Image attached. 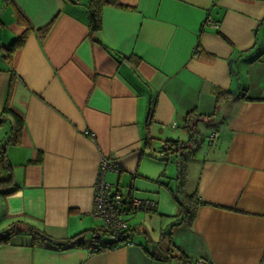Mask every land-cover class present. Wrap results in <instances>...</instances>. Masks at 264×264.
Wrapping results in <instances>:
<instances>
[{"label":"crops","instance_id":"crops-1","mask_svg":"<svg viewBox=\"0 0 264 264\" xmlns=\"http://www.w3.org/2000/svg\"><path fill=\"white\" fill-rule=\"evenodd\" d=\"M89 1H0V113L6 103L23 119L6 149L13 186L0 189V233L12 236L0 264H183L180 252L191 263L264 264V0H111L122 7L105 5L92 33ZM206 18L218 29L203 28ZM219 90L228 94L217 102ZM12 123L2 116L0 140ZM170 140L194 149L157 157ZM101 157L120 169L105 174L112 190L155 207L127 217L132 245L93 252ZM181 164L184 192L205 204L171 228Z\"/></svg>","mask_w":264,"mask_h":264},{"label":"trees","instance_id":"trees-1","mask_svg":"<svg viewBox=\"0 0 264 264\" xmlns=\"http://www.w3.org/2000/svg\"><path fill=\"white\" fill-rule=\"evenodd\" d=\"M10 1V0H9ZM105 5H119L118 3L111 1V0H90L89 4L87 6V12H88V19H89V29L92 32H95L97 30L100 29L101 27V12H102V8ZM122 7V6H121ZM204 22V21H203ZM50 24L47 25L44 29L39 30V36L40 38L44 37V35L47 33V31L49 30ZM202 27L204 28V25L202 23ZM201 27V28H202ZM26 38V32L18 35L12 42L11 44L5 49L7 56L9 57L15 50H17L19 47H21L25 41ZM121 58H125L123 56H121ZM228 94L227 91H217V102L221 99L224 98L225 95ZM151 105L149 106L148 109V120L151 118L152 116V111H153V101L150 102ZM9 114L10 116H12L13 118V123H12V127H11V132L12 135L11 136H7L4 139L0 140V168L2 171V176L0 177V189H12L11 187L13 186V177H12V166L10 165L8 159H7V155H6V149L9 145L11 144H17V142L19 141L18 138L21 135L22 132V127H23V119L21 117H19L18 115L14 114L8 107V105L5 103V105L3 106V109L0 113V125L2 124V116ZM197 116L194 114V111H189L185 118H184V128H186V130L188 131L189 134H192L195 130V126H196V122H191V116ZM145 140L147 142H149L150 138L146 137ZM166 147H164L163 149L166 151L165 156L162 157L164 159L167 158L168 155H172L175 152H180L181 150H193V146L188 145L185 146L182 143H179L178 141H174V140H170L168 141V143H165ZM41 155L39 154L36 162H41ZM116 165V164H115ZM117 166V165H116ZM180 169H179V180H180V187H181V198L177 199V203H178V207H179V212L177 213V215H175L172 219V223L170 224L171 228H174L176 226H180L183 224H191V222L193 221V219L195 218L197 209L199 206L205 204L203 201H201L198 198V195L196 192L188 194L184 192V183L186 180V171L183 168L182 164L180 165ZM117 168L119 169V167L117 166ZM120 172V169H119ZM131 188V187H130ZM118 190H120L117 187ZM132 189V188H131ZM129 189V191L127 192H121L124 193L125 198L121 203L122 205L126 208L125 210L128 211L130 210L131 206H130V200L128 201V198L134 197L132 190ZM9 190V191H10ZM136 210L132 211V213H128L127 217L132 215L133 213H135ZM127 221V218H126ZM128 224V223H127ZM29 231L31 232V234H33L34 239H43V237L47 236L43 231H38L35 230L34 228H29ZM93 235H97L100 239V241L102 242L101 245H95L92 246V241H91V251L93 252H99L102 250V248L105 249H112L114 248L113 246L117 247L120 244L124 245V242H128V243H132L129 240L130 237V233H129V226L128 229L126 231L123 232V234L125 235L124 238L119 239L120 242H118L117 240H112L111 238H109V234L104 231V229L100 226L97 229H94L93 231ZM12 236L11 232H3L0 233V243H7L10 238ZM102 236L109 238V240H101ZM93 237V236H92ZM179 260L182 261L183 264H189L191 263L187 257V255L184 252H180L179 254ZM196 261V260H194ZM194 261H192L191 264L194 263Z\"/></svg>","mask_w":264,"mask_h":264},{"label":"built area","instance_id":"built-area-1","mask_svg":"<svg viewBox=\"0 0 264 264\" xmlns=\"http://www.w3.org/2000/svg\"><path fill=\"white\" fill-rule=\"evenodd\" d=\"M203 25L214 29H218L219 26L210 18H206L203 22ZM198 53V49L195 48L193 56L196 57ZM172 126H175V123ZM85 134L91 138L93 137L89 131H85ZM216 138L217 133L212 132L208 136V141L210 143H214ZM164 147H166L165 143L155 152L157 157L165 156L166 151L163 149ZM109 171L119 172V169L114 162L107 159L106 157H101L97 178L93 185L92 216L94 219L101 222V227L109 234V238L120 242L119 239L125 237L123 232L128 229V224L126 221L128 213L131 214L133 210L147 212L151 211L155 207V201L149 198H128V201L130 200L131 208L130 210L126 211V208L121 203L124 199H126L124 193L118 189L112 190V185L105 180V174ZM91 241L92 246L101 245L102 243L97 235H93ZM124 245L129 246L132 245V243L124 242ZM92 246L90 247V250ZM113 247L115 248V246ZM103 250H105V248H102L101 251ZM193 264H208V262L203 259H198L194 261Z\"/></svg>","mask_w":264,"mask_h":264},{"label":"rangeland","instance_id":"rangeland-1","mask_svg":"<svg viewBox=\"0 0 264 264\" xmlns=\"http://www.w3.org/2000/svg\"><path fill=\"white\" fill-rule=\"evenodd\" d=\"M0 1H1V0H0ZM3 44H4V43H3ZM196 137H197V139H198L199 137L201 138V135L197 134ZM178 158H179V160H180V159H181V156L179 155ZM172 165H173V163H172ZM141 213H143V212H142V211H137V212L134 214V216L137 215V214H141ZM133 219H134V218L130 219V221L133 220ZM159 247H160V248H163V246H159ZM172 264H179V263H177V261H173Z\"/></svg>","mask_w":264,"mask_h":264},{"label":"water","instance_id":"water-1","mask_svg":"<svg viewBox=\"0 0 264 264\" xmlns=\"http://www.w3.org/2000/svg\"><path fill=\"white\" fill-rule=\"evenodd\" d=\"M43 239H44L45 241L51 242V243H53V244H55V245H58V246H61V245L64 244L63 242L53 241L50 237H47V236L43 237Z\"/></svg>","mask_w":264,"mask_h":264}]
</instances>
